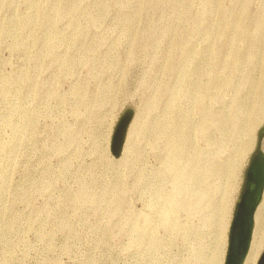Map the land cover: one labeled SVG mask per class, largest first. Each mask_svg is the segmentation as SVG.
<instances>
[{
	"label": "rangeland",
	"instance_id": "obj_1",
	"mask_svg": "<svg viewBox=\"0 0 264 264\" xmlns=\"http://www.w3.org/2000/svg\"><path fill=\"white\" fill-rule=\"evenodd\" d=\"M263 126L264 0H0V264H225Z\"/></svg>",
	"mask_w": 264,
	"mask_h": 264
},
{
	"label": "water",
	"instance_id": "obj_2",
	"mask_svg": "<svg viewBox=\"0 0 264 264\" xmlns=\"http://www.w3.org/2000/svg\"><path fill=\"white\" fill-rule=\"evenodd\" d=\"M134 112L128 110L122 115L112 143V152L119 157L126 143L128 129L133 120ZM260 136L264 138V126L260 130ZM258 142L256 153L252 157L246 171V177L235 215L231 225L229 249L225 264H243L248 252L253 227L254 215L261 201L264 191V146ZM258 264H264V252Z\"/></svg>",
	"mask_w": 264,
	"mask_h": 264
},
{
	"label": "bare ground",
	"instance_id": "obj_3",
	"mask_svg": "<svg viewBox=\"0 0 264 264\" xmlns=\"http://www.w3.org/2000/svg\"><path fill=\"white\" fill-rule=\"evenodd\" d=\"M256 115H259V113H257ZM239 122H240V118L238 117V115L237 114L234 115L233 127L237 128ZM253 123H254V116L252 119H250L248 123V127L246 130L247 133H249L253 128ZM189 138L190 135L186 137L187 140H189ZM237 164L238 163L235 162L234 165L231 166V170L232 169L235 170ZM263 250H264V191L262 194L261 201L258 204L255 211L252 238L243 264H258L259 258Z\"/></svg>",
	"mask_w": 264,
	"mask_h": 264
}]
</instances>
